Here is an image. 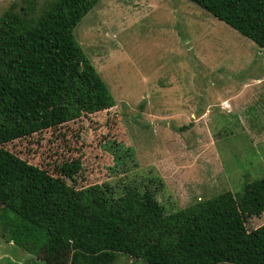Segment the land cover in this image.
Returning <instances> with one entry per match:
<instances>
[{
    "label": "rangeland",
    "instance_id": "1",
    "mask_svg": "<svg viewBox=\"0 0 264 264\" xmlns=\"http://www.w3.org/2000/svg\"><path fill=\"white\" fill-rule=\"evenodd\" d=\"M51 1L0 0V17ZM74 35L115 105L6 150L78 190L156 191L166 212L230 191L248 231L264 224V184L251 185L264 178L263 50L189 0H100ZM113 142L132 149L125 164ZM2 229L0 264H70L69 248L33 255Z\"/></svg>",
    "mask_w": 264,
    "mask_h": 264
},
{
    "label": "trees",
    "instance_id": "2",
    "mask_svg": "<svg viewBox=\"0 0 264 264\" xmlns=\"http://www.w3.org/2000/svg\"><path fill=\"white\" fill-rule=\"evenodd\" d=\"M99 1L53 0L38 15L30 5L0 17L2 234L33 255L69 248L70 264H114L120 255L145 264H264V224L248 231L230 191L166 212L156 191L78 190L4 148L115 105L74 35ZM189 1L264 51V0ZM109 148L116 162L132 156L115 142ZM70 169L57 172L71 177Z\"/></svg>",
    "mask_w": 264,
    "mask_h": 264
}]
</instances>
